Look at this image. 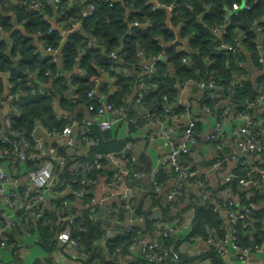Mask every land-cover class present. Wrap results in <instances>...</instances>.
I'll use <instances>...</instances> for the list:
<instances>
[{
    "label": "trees",
    "instance_id": "16d2710c",
    "mask_svg": "<svg viewBox=\"0 0 264 264\" xmlns=\"http://www.w3.org/2000/svg\"><path fill=\"white\" fill-rule=\"evenodd\" d=\"M36 2L35 0H0V103L4 89L1 76L7 75L8 83L11 82L14 86L12 92L16 94L18 90L21 91L17 104L18 113L9 115L12 128L24 136L29 138L37 122H40L49 131H62L70 124L67 120L53 124L52 103L55 100L59 101L62 108L70 112L79 105H84L86 108L87 105H93L95 110L89 112L93 117L97 111L98 103L95 99L88 98L87 94L92 89L97 90V83L103 74L113 75L116 77V82L112 86L105 85L100 94L102 92L103 95H107L109 102L116 108L123 109L126 116L123 122L129 123L130 134L136 132L138 127H144L149 123L147 110L154 121L186 114V109L178 105V99L183 83L190 79L203 81L213 79L218 85L225 87L226 90L222 92L215 90L217 94L215 98H208L209 92H204L200 102L201 105L209 106L213 112L217 111V116L224 110L221 104L223 101L230 102L237 113L246 111L257 118L264 116L262 111L264 103L261 106L256 104V98L262 95L264 89V75L257 78L256 84L244 79L246 71H248V59L257 68H263L258 62V49H264V41L259 42L258 34L252 27L259 26L264 34V0H247L251 9L239 10L238 14L234 10L227 9H232L235 4L241 5L242 0H157L159 7H156L151 0H61L56 8L53 5L40 2L39 8L33 9L32 5ZM88 5L94 6V12L89 17H83L82 13ZM168 6L172 7V12L168 11ZM226 17L229 18L230 24L225 29V35L219 37L213 33V30L216 27H223ZM134 21L141 24L149 23L150 26L146 29L143 26H130ZM77 22L82 23V26L74 28V24ZM51 28L53 32L49 33ZM62 31L68 34L66 38L60 34ZM7 34L8 36H6ZM238 34L242 36L241 48L236 46L238 55L220 48V44L223 42L233 44L234 38ZM157 37L160 39H156ZM91 38L101 40L104 44L96 42L93 47L87 49V43ZM121 43L125 46L122 59L120 64L116 65L117 67L111 68L107 63L108 53L118 48ZM184 45L187 46V50H180ZM48 47L61 53L62 67L57 63V55L46 51ZM140 50H144L147 58L164 53L167 56V62L157 64L156 72L149 76L141 65L142 60L138 56ZM81 53L84 54L81 55ZM131 67L136 70L133 77H124L120 73L121 70ZM75 69L84 72V74L82 76L72 74V77L69 78L74 90L71 96L67 97L65 91L69 83L66 75ZM47 72L52 76H48ZM57 74L60 76L55 77ZM50 80L59 84L54 86V88H58L57 93L52 87H47L51 93L50 97L32 94V87H43ZM141 82L146 84L142 90H140ZM152 85L156 86L155 90ZM110 89L114 90L113 93L105 94ZM141 92L143 106L147 109L144 108L145 114L143 115L136 112L134 108V105H137L138 94ZM230 92L232 93L230 94ZM131 96L134 98L129 102ZM9 103L11 104V102ZM165 105H168L169 108L167 109ZM73 116H77L79 119L87 118L83 115ZM4 121L5 117H0V131L3 130ZM200 124L201 122L196 126L197 142L201 131ZM260 127H264V123H257L255 131L264 137L261 135ZM89 131L94 139L85 152L87 156L60 149L59 152L67 154L70 160V164L61 170L60 177L62 179L71 177L82 179L85 173L84 162H93L95 154L104 156L101 160L103 168L101 170L93 169L90 178L99 179L100 176L102 178V176H106L105 172H110L107 156L129 147L127 142L130 140L120 142L123 149L114 150L116 152L112 153L111 147H107V145L116 141L110 139L107 131L100 130L97 122L89 126ZM0 147H2L1 144ZM194 153L195 147H190L187 152L181 154L180 161L185 167H191L189 164ZM261 156L257 162L264 166V155ZM77 163L79 170H71L70 167ZM17 165L21 178L25 176L27 169L39 167V164L32 163H18ZM3 166H8L6 160L0 159V167ZM191 168L195 170V168ZM136 169L142 176L138 157ZM234 172L246 177L249 171L246 172L245 169L238 167L234 169ZM109 175L111 177L114 173H109ZM168 175L175 178L173 171L165 166L158 174V181L162 186H165V181H168ZM249 176H251L253 184L244 187L250 190L245 193L246 195H243L242 207L231 206V209L237 211L243 207L254 206L252 218L234 226L238 231L236 243L243 250H254L256 246L261 247L264 242V232L262 231L264 227V181L258 172H253ZM140 178L131 177V184L145 187L139 183ZM60 181L62 180L60 179ZM186 183L192 184L191 180ZM180 185L182 194H185V182L180 181ZM79 186L80 183H77L75 188ZM238 186H241L238 179H233L226 183L223 190ZM85 187L89 192L85 200V203H88L92 197L90 193L92 187L89 185H85ZM151 188L152 184L149 189L151 190ZM204 190L207 191L206 188ZM215 197H217L218 204L205 197L206 201L203 205H200L195 197L192 229L183 238L176 236V228L171 236H155V216L161 215L169 223L175 220L172 214V205L175 201L168 200L166 202L161 193L145 197L151 202L149 208L145 207V199L141 202L137 213L144 216V223L135 224L129 234L111 238L106 242L105 247L100 245V241L104 239L102 224L92 219L87 205H84L80 215L78 214L80 217H77L75 221L73 236L78 240L80 249L89 255L85 264H114L110 259L112 252L116 248H121L118 256H122L136 244V237L141 234H154V240H157L165 249L172 247L180 254L184 262L208 258L211 259L212 264H224L223 257L215 245L208 243L210 234L214 236L215 240L222 241L227 238L231 229H225V223L217 208V205H221V198L217 195ZM67 199L75 202L72 195ZM63 200V197H54L51 201L60 205ZM125 214L126 212L121 211L123 223ZM51 217L54 216L51 215L47 218ZM244 223H246V227ZM24 226L12 227L6 232L8 247L13 248L14 251L21 247ZM38 226L39 229H33V233L40 236L46 251L54 250L58 246L56 233L47 226L41 225L40 221ZM121 228H125V226L121 225ZM197 237L203 238L209 248L205 253L188 258L180 251V247L183 243ZM103 253H106L104 258ZM140 261H142L141 256L129 264H137ZM16 262L21 264L19 259ZM35 264H52V261L47 258L45 261H38Z\"/></svg>",
    "mask_w": 264,
    "mask_h": 264
},
{
    "label": "built area",
    "instance_id": "2783aa9c",
    "mask_svg": "<svg viewBox=\"0 0 264 264\" xmlns=\"http://www.w3.org/2000/svg\"><path fill=\"white\" fill-rule=\"evenodd\" d=\"M35 1L37 2L32 5L33 9H38L40 2L53 5L56 8L61 0ZM151 1L154 2L156 7L160 6L157 3V0ZM250 9L251 5L247 2V0H242L241 5L235 4L232 9L227 10H234L238 14L239 10ZM168 11L172 12L171 6H168ZM93 12L94 6L88 5L82 15L83 17H89L93 14ZM44 19L47 20V18ZM229 24L230 20L226 17L225 24H223L224 26L216 27L213 30V33L219 37L225 35V29ZM81 26L82 23L80 22L74 24V28ZM130 26H143L146 29L150 25L149 23L141 24L138 21H134ZM252 29L258 34L259 42H263L264 34L261 32V28L259 26H255L252 27ZM51 32H53L52 28L49 30V33ZM60 34L63 36L66 32L62 31ZM156 39L160 38L157 37ZM96 42H99L101 45L104 44L101 40L91 38V40L87 43V49L93 47ZM236 46H238V48H241L242 46V36L239 34L236 38H234L233 44H228L226 42L220 44V48L222 50L234 52L238 55L239 53H237ZM124 48V44L121 43L118 48L108 53L107 63L111 66V68L120 64ZM180 50L186 51L187 48L181 46ZM46 51L53 54L57 53V50L50 47H48ZM83 54L84 53H81V55ZM138 56L142 60L141 65L144 72L149 74V76H152L156 72L157 64L167 62V56L164 53L147 58L144 50H140L138 52ZM258 62L262 67H264L263 48L258 49ZM81 73L84 74V72ZM120 73L124 77L131 78L136 74V70L131 67L121 70ZM46 74L48 76H52L49 72ZM59 76L60 74H57L55 77ZM189 84L195 87L199 92L198 103L201 110L208 114L213 113V110L209 106L201 105L200 102L202 100V95L204 92H209L208 98H215L217 96L215 90L217 92H222L226 90L225 87L218 85L213 79L209 81L190 79L186 80L183 83V86ZM140 85V90H142L143 86L146 87L144 82H141ZM152 86L154 88L153 90H155L156 86ZM13 88V84L9 82V95L5 102H11V111L5 116L3 130L0 131V144L2 146L0 147V159H5L6 164L8 165L7 167H0V250L8 247V239L6 238V232L8 229L25 225L23 227V232L24 237H27L34 234L33 229H39L38 222L40 221L41 225L47 226L51 231L56 233L58 246L69 244L77 248L84 263L85 260L89 258V255L80 249L78 240L73 236L75 221L77 217H80L78 216V214L80 215V212H75L74 206L80 208L79 210H81L84 205H87L86 207L90 209L92 219L95 222H100L102 224L104 239L100 241V245L105 247L106 242L111 238L118 235L129 234L135 224L144 223V216L141 214L138 215L137 212L140 208L141 202L147 195L160 193L162 191L163 186L158 181V174L165 166H168V168L173 171L177 179L176 185L167 194V200L171 202L176 201L177 198L182 195L180 181H184L186 183L191 180L192 184L190 185H195L203 197L211 199L213 203L216 202L217 197L210 195L204 190L206 188L205 182L198 176L197 170H192L191 167V169L189 167H185L180 161L181 154L183 152H187L190 147H193L198 143L196 126L199 121L198 119L191 117V108L187 103H182L178 99V105L186 109V114L169 117L165 120L154 121L149 114V111L143 106L142 92L138 94L136 104L147 110L146 114L150 124H160V133L170 141V149L162 160V168L156 169L151 175V190L146 187L131 184V177L142 176L136 169L137 157L133 153L130 146L121 152L108 155L107 160L116 163V172L108 179L106 176H102V178L107 179L106 184H108L107 186L109 190H111L113 192V196L118 197L121 202L119 207H110L105 204L110 199V196L105 195L101 197V194H97L98 188L100 187L99 184L101 183V176L99 179L90 178V174L93 169L101 170L103 168L101 160L104 156L101 154H95L93 162H84L83 170H85V173L82 179L79 180L76 177L62 179L60 177L61 170L65 169L70 164V160L67 154H62L59 151H61L60 149H65L69 153L75 152L76 154H83L84 156H87L85 152L88 150L89 145L92 143L91 141L94 139L89 131V126L92 125V123L97 122L100 130H111L116 125L123 122L126 118L123 109L116 108L107 100V97H105L102 92L100 94L98 90L92 89L88 92L87 96L90 99H95L98 103L97 111L93 117L90 116L89 118L79 119L77 116L62 115L60 120H67L70 123L64 127L62 131H49L40 123H37L33 127V130L28 138L12 128V122L9 115L18 113L16 105L19 102L21 94L20 90H18V93L14 94L12 92ZM72 88L74 90V87ZM31 92L32 94H42L47 97H50L51 95V93L47 90V87H32ZM231 93L232 92H230V94ZM133 98L134 96L130 97V99ZM263 103L264 89L262 90V95L256 98V104L258 106H261ZM221 104L224 110L219 116H217L214 127V138L217 141H222V128L227 114L232 110L237 113L230 102L223 101ZM165 107H167V109L169 108L168 105H165ZM87 108L89 112L95 110L93 105H87ZM237 116L243 120V126H241L236 134V146L241 151L246 152L249 155L248 158L237 156V158H235L237 160L236 168L240 167L241 169H245L246 172L247 170L249 172H247V176L245 177L240 176V174L233 171L226 175L224 180L226 183H229L233 179H238L239 184L246 187L253 184L252 178L249 176L253 172H258L264 181V166H261V164L257 162L258 159L262 157L261 155H264V137H261L260 134L255 131L257 123H264V116L257 118L255 115L246 111L237 113ZM181 121H183V124L179 126ZM76 125L81 127L78 134L74 131V127ZM260 129L262 135H264L263 127H260ZM40 131H42L45 136L51 140L46 141L39 137L38 132ZM175 138H178L180 141H176ZM217 147L220 148L221 144ZM218 162L220 161H217L215 164L213 163V165H218ZM18 163H32L34 165L39 164V167L37 169H27L25 176L21 178L18 171ZM10 169L11 171H9ZM70 169L73 171L79 170L78 163L72 165ZM60 179L62 181H60ZM77 183H80V186L75 188ZM85 185L92 187V192H90L92 197L88 203H85V200L87 199L86 197L89 195ZM70 195L74 196L75 202L67 199ZM54 197H63L64 200L62 204L60 203L59 205L52 203L51 200ZM215 204L218 203L216 202ZM231 206H233L231 202H227L222 205V210L225 212V216L230 222L229 228H231L228 232L227 238L219 241L215 240L214 236L210 234L208 243L214 244L223 257L224 244L230 242L232 247L239 253V260H242L244 254L252 250H243L237 245L236 241L238 231L234 228V226L239 222H245L252 218L254 215V206L251 205L243 207L239 211L231 209ZM217 208L219 210L221 206L217 205ZM121 211H125L128 216L129 225L125 226V228H121V225H123L121 220ZM51 215L54 217L47 218ZM154 219L156 221L157 236L168 237L169 235L171 236L174 234V228L168 221H165L163 216L157 215ZM244 225L246 227V223H244ZM151 238L152 236L149 234H141L136 237V244L140 245V256L142 258V261L137 264H152L157 262H164L165 264H184L180 254L172 247L165 249L157 240ZM22 244L23 242H21L20 246H22ZM261 247L256 246L254 250H259ZM120 252L121 248H116V250L112 252V258L110 259H112L114 264H122L120 260L121 258L118 256ZM193 264H212V262L211 259L208 258L204 260L196 259ZM261 264H264V260Z\"/></svg>",
    "mask_w": 264,
    "mask_h": 264
},
{
    "label": "crops",
    "instance_id": "0c3cea01",
    "mask_svg": "<svg viewBox=\"0 0 264 264\" xmlns=\"http://www.w3.org/2000/svg\"><path fill=\"white\" fill-rule=\"evenodd\" d=\"M8 36V34L6 35ZM65 38L68 34L64 35ZM40 46V44H38ZM187 48L186 45H184ZM41 48V46H40ZM57 53L56 60L60 67L63 66L62 55L61 53ZM247 54V52H245ZM248 56V55H247ZM249 57V56H248ZM248 71L244 76L245 80H250L253 84H256L257 78L261 75H264V67L257 68L250 59L247 62ZM72 74H76L78 76H82L81 71L74 70L72 73L66 75L67 82L69 83L66 89V96H71L73 92V88L71 86L70 77ZM6 79L7 86V96L1 98V106H0V117L4 118L10 111L11 105L5 100L8 98V77L7 75H3ZM35 78V77H34ZM116 77L110 74H103L101 79L97 83V90L100 92L104 86L115 84ZM55 85H59L55 83V81L50 80L47 84L43 85V87H48L54 90L57 93L58 88H54ZM114 90H109L105 94H111ZM107 95H105L106 97ZM58 100V99H57ZM132 99L129 100V102ZM179 100L182 103H187L191 108V117L198 119L201 122L200 127L201 131L199 133L198 143L193 146L195 147V153L193 155V159L190 164L191 167L195 168L198 172L199 177L205 182L207 193L213 196H218L221 198V208L218 210L222 220L225 223L226 230H228L230 222L225 216V212L222 210V205L227 202H231L235 208L242 207L241 204L243 202V195L249 191V188H244L238 186L237 188H227L223 190L226 182L224 180L225 176L234 171L237 167V156H242L244 158H248V153L241 151L236 146V138L237 132L243 126V120H241L234 110L230 111L223 123L222 128V141H217L214 138L215 135V123L217 118V111L208 114L201 110V107L198 103L199 100V92L192 85H185L181 89ZM3 102V103H2ZM52 108L54 112V121L53 124L58 123L60 117L62 115H83L87 118L90 117V113L86 106L79 105L76 106L74 111L70 112L65 108H62L59 104V101H53ZM18 108V105H16ZM135 111L140 114H145V110L138 105H134ZM6 109V110H5ZM4 111H6L4 113ZM264 112V107L262 109ZM40 123V122H37ZM41 124V123H40ZM129 123L123 122L122 124L116 125L111 131H107L110 135L111 140H115L116 142H112V144H108L107 147H111V152L114 153L119 149H123V145L120 142H127L129 146L132 148L133 153L136 157L139 158V169L142 172V177L139 179V183L149 188L152 184L151 175L152 173L159 168H162V160L165 155L169 152L170 149V141L161 135L160 133V124H146L144 127H138L136 132L129 133ZM183 121L180 122L181 126ZM42 125V124H41ZM46 128L44 125H42ZM81 127L76 125L74 127V131L77 134L80 132ZM264 133V127H263ZM39 137L43 138L46 141H50L45 134L40 131L38 132ZM262 135V133H261ZM176 141H180L178 138H175ZM53 141V140H52ZM54 143V141H53ZM221 144V147H217ZM128 145L126 144V147ZM104 147V146H102ZM101 148V147H99ZM116 150V151H114ZM218 165H213V163H217ZM108 170L110 172H105L107 179L110 177L109 173L116 172V163L110 162L107 160ZM168 181H165V186H163L162 191L160 192L163 196V199L168 202L167 194L168 192L176 185L177 179L173 178L171 175H168ZM106 178H101V183L99 184V188L97 194H101V197L107 195L110 196V199L105 203L110 207H119L121 202L118 197L113 196V192L109 190L108 184H106ZM186 185L185 194L180 195L177 200L172 205V214L175 217V220L170 223L173 228H176L175 234L177 237L183 238L191 232L195 208L193 207L196 202L195 197L197 198V202L200 205L205 203V197H203L198 188L195 185ZM223 190V191H222ZM195 196V197H194ZM150 200L145 199L144 204L146 208L150 207ZM74 209L77 212H81L80 208L74 206ZM125 213V211H124ZM125 222L123 226H128V216L125 214ZM264 232V227L263 230ZM154 235V234H153ZM153 235L151 239L153 238ZM157 236V235H155ZM261 237V236H260ZM264 237V235H263ZM148 238V237H147ZM23 244L20 248L14 251L13 248L7 247L6 249L0 250V264H14L17 263V259L20 260L21 264H35L38 261H45L47 258H50L53 264H84L82 258L80 256V252L77 248L72 245L64 244L57 246L54 250L46 251L45 247L42 244L41 238L38 234H32L31 236H27L23 238ZM44 247V248H43ZM209 248L207 242L203 240V238H193L188 242L183 243L180 247V251L183 255L188 256V258L196 257L202 253H205ZM140 245H133L126 253L120 256V260L122 264H129L135 261V258L140 256ZM106 254V253H105ZM103 253V258L105 257ZM239 253L232 247L230 242L224 244V254L223 260L224 264H261L264 260V242L259 250H252L248 253H245L242 260H239ZM194 260L186 261L184 264H193Z\"/></svg>",
    "mask_w": 264,
    "mask_h": 264
},
{
    "label": "rangeland",
    "instance_id": "374dc122",
    "mask_svg": "<svg viewBox=\"0 0 264 264\" xmlns=\"http://www.w3.org/2000/svg\"><path fill=\"white\" fill-rule=\"evenodd\" d=\"M2 82H3V97L7 96V86H6V79L4 76H1ZM6 110V109H5ZM6 111H4L5 113Z\"/></svg>",
    "mask_w": 264,
    "mask_h": 264
}]
</instances>
